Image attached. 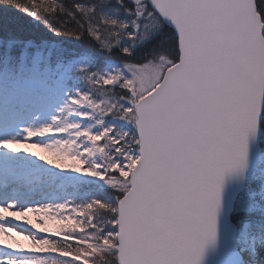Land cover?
<instances>
[{"label":"snow or ice","instance_id":"6c2138e0","mask_svg":"<svg viewBox=\"0 0 264 264\" xmlns=\"http://www.w3.org/2000/svg\"><path fill=\"white\" fill-rule=\"evenodd\" d=\"M0 264H264V0H0Z\"/></svg>","mask_w":264,"mask_h":264},{"label":"rangeland","instance_id":"374dc122","mask_svg":"<svg viewBox=\"0 0 264 264\" xmlns=\"http://www.w3.org/2000/svg\"><path fill=\"white\" fill-rule=\"evenodd\" d=\"M32 219L34 220V222H35V216L34 215H32ZM50 226H52V227H55L56 225L55 224H51L50 223ZM18 239H21V238H19L18 237ZM22 242V244L25 246V247H28V246H30V244H29V242L28 241H21Z\"/></svg>","mask_w":264,"mask_h":264}]
</instances>
